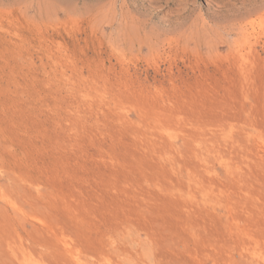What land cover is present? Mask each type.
Instances as JSON below:
<instances>
[{
  "label": "rangeland",
  "instance_id": "1",
  "mask_svg": "<svg viewBox=\"0 0 264 264\" xmlns=\"http://www.w3.org/2000/svg\"><path fill=\"white\" fill-rule=\"evenodd\" d=\"M0 264H264V0H0Z\"/></svg>",
  "mask_w": 264,
  "mask_h": 264
}]
</instances>
